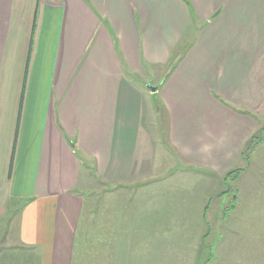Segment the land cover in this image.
Instances as JSON below:
<instances>
[{"label":"crops","instance_id":"obj_1","mask_svg":"<svg viewBox=\"0 0 264 264\" xmlns=\"http://www.w3.org/2000/svg\"><path fill=\"white\" fill-rule=\"evenodd\" d=\"M192 19L204 29L181 58ZM212 86L239 99L249 86L257 110L264 0H0V222L9 209L16 215L0 249L32 256L25 264H73L90 174L108 190L159 181L171 152L178 172L209 171L192 193L215 209L193 223L206 227L217 264H261L246 258H264V172H224L230 151L194 132L229 120L242 132L234 156L250 157L264 140L252 148L251 117L194 103ZM158 118L170 125L165 148L149 127ZM231 176L240 185L226 190ZM227 198L237 206L224 218Z\"/></svg>","mask_w":264,"mask_h":264},{"label":"rangeland","instance_id":"obj_2","mask_svg":"<svg viewBox=\"0 0 264 264\" xmlns=\"http://www.w3.org/2000/svg\"><path fill=\"white\" fill-rule=\"evenodd\" d=\"M192 21L195 22L194 19ZM199 28L204 29V23L198 20L192 24L189 30L192 34H189L183 41L178 56L181 58L186 56V59L191 56L199 43L198 41L195 45L199 36ZM171 67L173 66H168L165 72H170ZM197 71H200V67ZM214 80H218L220 88L223 86L217 74H215ZM139 85L148 89L150 84L139 83ZM215 87H211L209 96H205V92H202V95L194 96V103L199 102V104L206 105L212 101L231 113H241L240 117L250 120L252 118L257 122L253 123L257 124V127L252 124L251 130H249V134L252 132V148L255 141L258 140V144L263 141L264 97L260 98L257 110L253 112L248 101L249 86L247 93H245L246 91L242 92L241 99L236 96L228 98L231 96L219 95L214 90ZM258 88L261 91L263 85L258 83ZM252 92L254 93L253 90ZM152 102L154 105L156 104L155 101L152 100ZM157 106L163 107V104L158 100ZM163 110L165 109L163 108ZM159 118L161 119V117ZM159 118L156 121H151L154 124L149 127L150 131L157 136L160 147L165 148L167 136L170 135V125L166 127L163 122L161 125L162 119L159 120ZM236 118L238 117L236 116ZM225 126L228 128L225 129ZM234 128L233 123L229 120L215 117L213 122L201 130H195L194 134L201 139L205 138V142L211 147L220 142L230 151L231 154L224 158V172H264V165L260 161L255 162L257 157L264 156V145L258 149L255 148L254 152L250 153V157L248 154L247 156H234L238 152L237 142L242 135L241 131ZM167 151L169 152L168 149ZM174 158L175 156L171 152L167 156L161 157V163L165 165V169L160 172L162 177L159 181L142 182L136 187L129 186L131 188L108 190L104 181L96 178L95 174H90L87 185L85 184L86 187L81 190L85 205L73 264H217V257L210 255V251L208 252L207 249V244L211 242L212 238L206 240L209 236L206 227L201 223H193L202 219L207 206L210 205L215 209L213 204L202 202L199 199L202 197L200 191L192 193L194 186L204 184V177L196 175H202L209 171L195 165L191 173L189 170L188 172H178ZM166 169H169L170 172L169 170L166 172ZM181 169L186 170V165L182 164ZM239 179L235 176L228 177L226 190H229L230 186L234 184L238 186ZM236 206L237 203H231V199H225L224 207L225 209L229 208V211L228 213L224 211L223 217L231 216ZM14 210L16 213L19 212V209ZM11 212L12 209H9L0 222V246L6 244L3 240L4 232L13 227L16 222V215ZM227 225L232 227L229 221H227ZM237 243H241V240H238ZM0 250L7 253L5 260L0 264H17V260L18 264H25L27 259L32 258L30 255H21L16 260L13 255L18 251L2 248ZM246 259L264 263V260L261 261L264 258L261 257H247ZM34 262L37 264V261ZM226 263H229L228 259Z\"/></svg>","mask_w":264,"mask_h":264},{"label":"water","instance_id":"obj_3","mask_svg":"<svg viewBox=\"0 0 264 264\" xmlns=\"http://www.w3.org/2000/svg\"><path fill=\"white\" fill-rule=\"evenodd\" d=\"M153 92H156V89H152Z\"/></svg>","mask_w":264,"mask_h":264},{"label":"built area","instance_id":"obj_4","mask_svg":"<svg viewBox=\"0 0 264 264\" xmlns=\"http://www.w3.org/2000/svg\"><path fill=\"white\" fill-rule=\"evenodd\" d=\"M49 1H57V0H49Z\"/></svg>","mask_w":264,"mask_h":264}]
</instances>
